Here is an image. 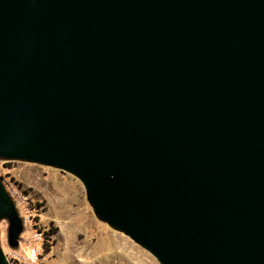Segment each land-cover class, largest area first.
<instances>
[{"label": "water", "instance_id": "1", "mask_svg": "<svg viewBox=\"0 0 264 264\" xmlns=\"http://www.w3.org/2000/svg\"><path fill=\"white\" fill-rule=\"evenodd\" d=\"M0 160L158 264H264V0H0Z\"/></svg>", "mask_w": 264, "mask_h": 264}, {"label": "rangeland", "instance_id": "2", "mask_svg": "<svg viewBox=\"0 0 264 264\" xmlns=\"http://www.w3.org/2000/svg\"><path fill=\"white\" fill-rule=\"evenodd\" d=\"M0 178L24 223L21 247L12 249L7 244L8 223L0 222V248L9 264H32L27 258L34 248L39 252L35 264H158L96 218L82 184L73 176L46 166L0 160ZM38 228L41 238L35 234Z\"/></svg>", "mask_w": 264, "mask_h": 264}, {"label": "built area", "instance_id": "3", "mask_svg": "<svg viewBox=\"0 0 264 264\" xmlns=\"http://www.w3.org/2000/svg\"><path fill=\"white\" fill-rule=\"evenodd\" d=\"M6 190V189H5ZM8 193V192H7ZM10 196V195H9ZM12 199V198H11ZM13 201V200H12ZM14 203V202H13ZM15 205V204H14ZM15 209H16V207H15ZM18 213V212H17ZM19 215V214H18ZM20 217V216H19ZM22 220V219H21ZM22 224H23V228H24V223H23V220H22ZM38 231V232H37ZM36 232H35V234H36V236H38V237H40L41 238V235H42V233H41V231L39 230V228H38V230H37ZM23 233V232H22ZM21 233V234H22ZM44 235H45V232H44ZM19 239H20V237H19ZM21 247V242L20 241H18V249ZM31 256H30V258H27V262L28 263H32V264H35L36 263V260H37V258H38V256H39V252H38V250L36 249V248H34V249H32L31 250ZM19 258H20V256H19V254H17V252H16V254H15V259H17V260H19Z\"/></svg>", "mask_w": 264, "mask_h": 264}, {"label": "trees", "instance_id": "4", "mask_svg": "<svg viewBox=\"0 0 264 264\" xmlns=\"http://www.w3.org/2000/svg\"><path fill=\"white\" fill-rule=\"evenodd\" d=\"M19 187H21L20 184H19ZM55 232H56L55 229H54V230H50L49 233H48V235H49V234H53V233H55ZM49 247H50L49 245H46V246H45V251H46V252L49 250Z\"/></svg>", "mask_w": 264, "mask_h": 264}]
</instances>
